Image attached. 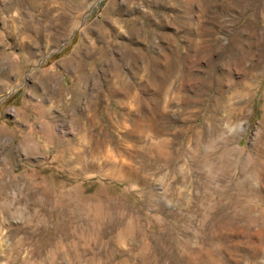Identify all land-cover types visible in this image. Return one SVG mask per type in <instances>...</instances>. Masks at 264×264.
Masks as SVG:
<instances>
[{
    "label": "rangeland",
    "instance_id": "1",
    "mask_svg": "<svg viewBox=\"0 0 264 264\" xmlns=\"http://www.w3.org/2000/svg\"><path fill=\"white\" fill-rule=\"evenodd\" d=\"M0 196V264H264V0H0Z\"/></svg>",
    "mask_w": 264,
    "mask_h": 264
},
{
    "label": "bare ground",
    "instance_id": "2",
    "mask_svg": "<svg viewBox=\"0 0 264 264\" xmlns=\"http://www.w3.org/2000/svg\"><path fill=\"white\" fill-rule=\"evenodd\" d=\"M200 1V0H199ZM122 49H123V47H122ZM123 51H124V49H123ZM126 51V50H125ZM137 53V52H136ZM176 53V52H175ZM135 54V53H134ZM142 54V53H141ZM177 54V53H176ZM136 55V54H135ZM141 56H143V55H141ZM166 56V55H165ZM172 56V55H171ZM175 56V55H174ZM173 56V57H174ZM136 57V56H135ZM138 57V56H137ZM136 57V58H137ZM179 58V57H178ZM138 59H139V57H138ZM137 59V60H138ZM171 59V58H170ZM177 59V58H176ZM185 59V58H184ZM174 60H175V58H174ZM179 60V59H178ZM134 61H135V58H134ZM163 61H164V59H163ZM171 61V60H170ZM173 61V60H172ZM184 61V60H183ZM112 63V62H111ZM114 63V62H113ZM135 63V62H134ZM172 63V62H171ZM177 63V62H176ZM165 64V63H164ZM169 65V64H168ZM171 65V64H170ZM80 67H81V64L79 65ZM117 66V65H116ZM175 66H176V64H175ZM115 67V66H114ZM166 67V66H165ZM93 68V67H92ZM168 68V67H167ZM179 68V67H178ZM119 69V68H118ZM164 69V68H163ZM169 69V68H168ZM177 70V69H176ZM81 71V70H80ZM83 71V70H82ZM115 71V70H114ZM172 71H174V70H172ZM180 71V70H179ZM168 72V71H167ZM158 73V72H157ZM173 73H175V72H173ZM83 74V73H82ZM162 74V73H161ZM84 75V74H83ZM174 75V74H173ZM123 76V75H122ZM169 76H171V77H174V76H172V75H169ZM50 77V76H49ZM123 77H125V76H123ZM170 77V78H171ZM53 78H55V77H53ZM52 78V79H53ZM80 78V77H79ZM83 78V77H82ZM85 78V77H84ZM165 78H166V76H165ZM86 79V78H85ZM172 79V78H171ZM174 79V78H173ZM181 79V78H180ZM82 80V79H81ZM90 80V79H89ZM167 80V79H166ZM85 81V80H84ZM169 81H171V80H169ZM169 81L167 80V82L169 83ZM175 81V80H174ZM50 82V81H49ZM87 82V81H86ZM166 82V81H165ZM166 82V83H167ZM172 82V81H171ZM126 83V82H125ZM158 83V82H157ZM82 84V83H81ZM163 84V83H162ZM161 84V85H162ZM174 84V83H173ZM122 85H123V83H122ZM129 85V84H128ZM127 85V86H128ZM164 85V84H163ZM166 85V84H165ZM168 85V84H167ZM175 85V84H174ZM180 85H183V84H181V82H180ZM79 86V85H78ZM172 86V85H171ZM123 87V86H122ZM167 87V86H166ZM162 88H164L163 86H162ZM177 88H179V87H177ZM191 88V87H190ZM58 89V88H57ZM62 89V88H61ZM81 89V88H80ZM121 89V88H120ZM130 89V88H129ZM167 89V88H166ZM170 89V88H169ZM187 89V88H186ZM126 90V89H125ZM168 90V89H167ZM173 90V89H172ZM188 90V89H187ZM63 91V90H62ZM77 91V90H76ZM180 91V90H179ZM178 91V92H179ZM56 92V91H55ZM110 92V91H109ZM166 92V91H165ZM168 92V91H167ZM182 92V91H181ZM185 92V91H184ZM63 94V93H62ZM127 94V93H126ZM53 95H54V93H53ZM55 95H57V94H55ZM59 95V94H58ZM54 97V96H53ZM60 97V96H59ZM55 98V97H54ZM69 98V97H68ZM72 98V97H71ZM113 98V97H112ZM142 98V97H141ZM93 99V98H92ZM69 100V102L71 101L70 99H68ZM77 100V99H76ZM51 102V101H50ZM62 102V101H61ZM68 102V103H69ZM177 102V101H176ZM65 103V102H64ZM67 103V102H66ZM64 105V104H63ZM75 105H77V104H75ZM121 105V104H120ZM94 106V105H93ZM51 108V107H50ZM76 108V107H75ZM53 109V108H52ZM49 110V109H48ZM69 111V110H68ZM50 114H51V112H50ZM120 115V114H119ZM127 115V114H126ZM85 116V115H84ZM89 116V115H88ZM126 117V116H125ZM133 117V116H132ZM50 118H51V116H50ZM87 118V117H86ZM89 119H90V117H89ZM59 120V119H58ZM60 120H61V118H60ZM50 121V120H49ZM52 122V121H51ZM58 122V121H57ZM89 122V121H88ZM51 124V123H50ZM49 124V126H52V124L50 125ZM55 124V123H54ZM56 126V125H55ZM85 128V127H84ZM89 128V127H88ZM91 128V127H90ZM48 129V128H47ZM53 129V128H52ZM55 130V129H54ZM48 131H50V129L48 130ZM90 131V130H89ZM51 132V131H50ZM55 133V132H54ZM57 134V133H56ZM53 135V134H52ZM58 135V134H57ZM53 136H55V134L53 135ZM105 136V135H104ZM197 136H198V134H197ZM220 136V135H219ZM56 137V136H55ZM61 137V136H60ZM54 138V137H53ZM105 140V139H104ZM60 141H61V139H60ZM93 141V140H92ZM64 141H62V143H63ZM108 142V141H107ZM110 142V141H109ZM58 143H60L59 141H58ZM168 143V142H167ZM97 146V145H96ZM100 146V145H99ZM158 147V146H157ZM96 148V147H95ZM198 148V147H197ZM96 150V149H95ZM94 150V151H95ZM199 150V149H198ZM201 150V149H200ZM28 152H29V150H28ZM30 153V152H29ZM198 153V152H197ZM202 153V152H201ZM209 155V154H208ZM207 155V156H208ZM204 160H206V159H204ZM203 160V161H204ZM13 182V181H12ZM11 182V183H12ZM9 185V184H8ZM11 185V184H10ZM18 187V186H17ZM20 195V194H19ZM1 197V196H0ZM15 201V200H14ZM1 209V208H0ZM7 209V208H6ZM33 220V219H32Z\"/></svg>",
    "mask_w": 264,
    "mask_h": 264
}]
</instances>
